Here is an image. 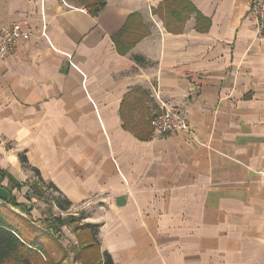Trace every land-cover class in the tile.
I'll return each mask as SVG.
<instances>
[{"label":"crops","instance_id":"crops-1","mask_svg":"<svg viewBox=\"0 0 264 264\" xmlns=\"http://www.w3.org/2000/svg\"><path fill=\"white\" fill-rule=\"evenodd\" d=\"M189 1L207 30L168 32L162 0H0L31 31L0 57V168L81 207L114 264H264L263 42L247 0ZM164 106L189 131L153 136Z\"/></svg>","mask_w":264,"mask_h":264},{"label":"trees","instance_id":"trees-1","mask_svg":"<svg viewBox=\"0 0 264 264\" xmlns=\"http://www.w3.org/2000/svg\"><path fill=\"white\" fill-rule=\"evenodd\" d=\"M104 4L105 0H85V8L92 16H97ZM158 9H164V13L159 14L166 30L171 33L180 32L185 24L184 22L191 14H194L196 30L200 32L207 30L210 23L206 17L192 6L189 0H162ZM117 47L120 48L118 43ZM20 159L23 162L26 160L22 156H20ZM4 180L5 182H3ZM21 186L18 180L5 169L0 168V264L10 261L16 264H34L35 261L41 259L42 255L47 256L42 238H49L56 242L53 232H60V228L66 221V218L53 214L42 221L41 224L44 229L37 227L30 216L32 208L28 207L26 203L17 201L12 194L14 190L20 191ZM23 197L27 202L30 201V196L27 194H23ZM51 202H54V205L60 211L65 210L69 205L68 201L61 200L55 195H52ZM26 229H29L31 233ZM95 235L96 230L93 236L94 240L89 243L87 248L99 245ZM98 249H96L98 258H95L100 260L95 264H114L108 254H100ZM88 254L85 253L84 257H80L78 252L76 259L82 260L84 258L85 261H88L92 256L90 255L88 259Z\"/></svg>","mask_w":264,"mask_h":264},{"label":"rangeland","instance_id":"rangeland-1","mask_svg":"<svg viewBox=\"0 0 264 264\" xmlns=\"http://www.w3.org/2000/svg\"><path fill=\"white\" fill-rule=\"evenodd\" d=\"M19 182L22 185L21 190H14L12 194L16 197L17 201L26 203L28 207L32 208L30 216L32 217V222L37 227L44 229V226L41 224L42 221L53 214L66 218L65 223L60 228V232H53L57 240L56 242L49 238H42L47 256L45 254V256L42 255L41 259L35 261L34 264H95L100 260L96 259L98 258L96 249L99 248V245L87 248L89 243H92V240H94L93 236L96 229L92 222L88 220L87 215L81 207L60 211L54 205V202H51L52 195L54 194L49 187H45L35 179L28 181L20 180ZM23 194L30 196L29 202L24 199ZM26 230L30 231L29 229ZM98 251L100 252V248ZM78 252L80 253V257H84L85 253H89L88 259L90 255L92 256L88 261H85L84 258L82 260L76 259ZM5 264L16 263L10 261Z\"/></svg>","mask_w":264,"mask_h":264},{"label":"built area","instance_id":"built-area-1","mask_svg":"<svg viewBox=\"0 0 264 264\" xmlns=\"http://www.w3.org/2000/svg\"><path fill=\"white\" fill-rule=\"evenodd\" d=\"M248 16L252 22L254 34L260 42H263L264 49V0H247ZM31 35L29 29H25L18 21H12L5 27H0V57H6L13 53L19 39L26 40ZM45 35L43 30L40 36ZM149 126L153 136L162 133H173L176 131H189V125L175 106H164L154 111L149 118Z\"/></svg>","mask_w":264,"mask_h":264}]
</instances>
